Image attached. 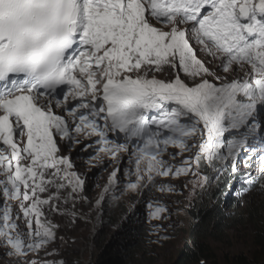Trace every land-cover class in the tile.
Wrapping results in <instances>:
<instances>
[{
	"label": "snow or ice",
	"instance_id": "6c2138e0",
	"mask_svg": "<svg viewBox=\"0 0 264 264\" xmlns=\"http://www.w3.org/2000/svg\"><path fill=\"white\" fill-rule=\"evenodd\" d=\"M73 151L117 162L97 206L162 177L264 191V0H0V255L65 264L40 253L46 211L87 199Z\"/></svg>",
	"mask_w": 264,
	"mask_h": 264
},
{
	"label": "rangeland",
	"instance_id": "374dc122",
	"mask_svg": "<svg viewBox=\"0 0 264 264\" xmlns=\"http://www.w3.org/2000/svg\"><path fill=\"white\" fill-rule=\"evenodd\" d=\"M169 151H174V149L170 148ZM64 154H68L67 149H64ZM72 158L76 163V171L85 178L82 196L87 199L70 200L66 206L61 203L62 209L66 207L70 212H74V215L63 211L55 213L46 211L47 218L53 224L58 225V228L56 239L48 249L49 252L54 251L55 254L45 256L41 252V258L63 260L65 264H94L96 254L101 250L102 244L108 238L113 237L116 229L113 219H116V223L119 224L128 219L130 220L128 224L130 223L133 228L140 226L146 235L142 239L133 237L130 246L133 249L126 256L124 254L119 256V258L126 257V261H123L125 264H186L172 261L174 252L179 248V243L183 242L187 233L186 217L182 211L187 209L194 200L203 201L205 191L209 187L202 188L199 183H194L196 178L192 176H181L178 179L162 177L157 179L156 184L151 188L136 193L122 191L118 185L113 192L107 194L105 202L97 206L95 201L99 198L117 162L113 161L106 168L98 170L82 163L75 151L72 153ZM164 158L168 159V156ZM107 160L108 158L104 157V161L107 162ZM173 163L178 164L179 158ZM125 168H127V163H125ZM118 181L126 183L123 176H119ZM162 184L173 185L176 191L161 193L158 187ZM223 187L225 186L221 188L222 193L230 194L235 198V203H230L228 207L223 204L224 207H222L223 211H230V221L226 223L225 231L214 232L216 236H219V240H207L210 253L208 260L210 261L207 262L203 258V260L192 261L188 264H201V261L204 264H237V260L242 258H247L253 263L257 258L261 259L256 257L260 256L262 249L254 241L253 223L248 217L242 215V208L246 205V200L243 199L245 191L232 188L234 184L230 187L228 185ZM250 196L253 206L256 207L262 202L264 204V191L253 188L250 190ZM150 201L159 202L167 207L168 212L165 214L167 219L149 221L147 203ZM100 214L112 219L110 224L99 228L95 218ZM156 225L162 228L158 234L152 231ZM157 235L167 237V239L157 240ZM0 251L3 250L0 249ZM31 258L30 255L29 259ZM0 264H16V262L13 258L0 255Z\"/></svg>",
	"mask_w": 264,
	"mask_h": 264
},
{
	"label": "trees",
	"instance_id": "16d2710c",
	"mask_svg": "<svg viewBox=\"0 0 264 264\" xmlns=\"http://www.w3.org/2000/svg\"><path fill=\"white\" fill-rule=\"evenodd\" d=\"M233 184L236 190H243L239 180L231 181L229 177H225L219 185L213 184L205 191L203 201L194 200L187 209L182 211L184 217H186L185 228L187 233L183 242L179 243V248L174 252L173 263L188 264L192 261L203 260V258L207 262L210 261L208 260L210 253L207 248V240H219V236H216L214 232L218 233L220 231L221 233L225 231L226 223L231 218L230 211L222 210V207H224L223 204L227 206L230 203H235V198L230 194L222 193L221 188L222 186L227 187V185L230 187ZM245 188H247V185H245ZM252 189L249 188L247 191L243 190L245 194L243 196L244 198H242L244 201L246 200V205L242 208V215L246 216V218L248 217L253 223L255 230L254 241L262 249L260 256L256 257L264 260V204L262 202V204L256 207L251 204L250 190ZM113 220V224H116L113 237L108 238L102 244L101 250L96 254L94 264H125L123 261L126 257L119 258V256H123L122 254L126 256L133 249V247H130L133 237L136 236V239H142L146 235L140 226L133 228L130 223L128 224V221L130 222L128 219L124 220L122 224L116 223V219ZM111 221L112 219L105 218L101 214L95 218V222H97L99 228L110 224ZM256 261H259L258 258ZM237 262V264H250L252 261L247 258H242L237 260Z\"/></svg>",
	"mask_w": 264,
	"mask_h": 264
},
{
	"label": "water",
	"instance_id": "95a60500",
	"mask_svg": "<svg viewBox=\"0 0 264 264\" xmlns=\"http://www.w3.org/2000/svg\"><path fill=\"white\" fill-rule=\"evenodd\" d=\"M250 264H264V260L255 261L253 263L250 262Z\"/></svg>",
	"mask_w": 264,
	"mask_h": 264
},
{
	"label": "clouds",
	"instance_id": "9594fccd",
	"mask_svg": "<svg viewBox=\"0 0 264 264\" xmlns=\"http://www.w3.org/2000/svg\"><path fill=\"white\" fill-rule=\"evenodd\" d=\"M232 188H235V187H232Z\"/></svg>",
	"mask_w": 264,
	"mask_h": 264
}]
</instances>
